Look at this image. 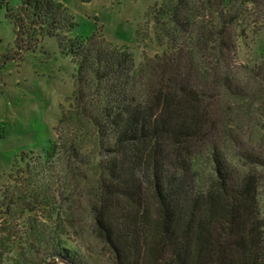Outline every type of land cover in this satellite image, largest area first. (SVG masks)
Returning a JSON list of instances; mask_svg holds the SVG:
<instances>
[{
	"label": "trees",
	"instance_id": "16d2710c",
	"mask_svg": "<svg viewBox=\"0 0 264 264\" xmlns=\"http://www.w3.org/2000/svg\"><path fill=\"white\" fill-rule=\"evenodd\" d=\"M7 9L19 51L52 37L72 58L75 112L68 117L88 127L98 146L89 174L68 171L76 196L86 198L97 246L84 245V255L72 239L69 227L80 219L63 215L69 200L60 187L59 235L42 264L57 256L102 264L93 252L105 264H264V155L248 145L239 158L262 172L247 166L237 178L227 153L243 132L252 142V134L264 138V60H236L243 23L255 16V28L264 29V0H166L154 19L168 48L140 66L99 34L69 37L74 23L61 3L20 0ZM57 149L54 141L45 148V167ZM71 152L77 160L78 150ZM202 157L216 174L197 169ZM48 197L42 189L34 199Z\"/></svg>",
	"mask_w": 264,
	"mask_h": 264
},
{
	"label": "rangeland",
	"instance_id": "374dc122",
	"mask_svg": "<svg viewBox=\"0 0 264 264\" xmlns=\"http://www.w3.org/2000/svg\"><path fill=\"white\" fill-rule=\"evenodd\" d=\"M52 1L61 3L74 23L68 29L69 37L86 41L99 34L131 52L136 66L168 48V40L154 19L155 10L166 0ZM19 4L20 0H0V264H42L43 252L53 248L59 235L55 195L60 187L65 188L64 198L69 200L63 215L80 219L79 225L76 221L75 227H69L72 239L77 240L84 255H90L85 249L87 244L92 248L97 246L86 198L76 196L69 183L74 179L68 171L78 167L89 174L98 146L96 136L88 127L75 116L68 117L75 112L77 69L72 58L61 53L57 40L52 37L44 38L28 50L17 48L7 6ZM254 18L243 23L246 31L238 38V65L253 66L264 60V29L255 28ZM248 134L238 135L227 151L229 168L237 178L247 166L256 168L250 165V160L238 156L248 145H255L264 155V138L252 134V142ZM51 141L57 144V154L45 167L41 157ZM260 144L263 151L258 149ZM71 147L78 150L77 160L72 156ZM28 163L30 172H26ZM208 164V159L202 157L197 169L203 170L206 176L209 172L216 174L211 167L207 168ZM256 169L262 172L261 168ZM260 179L264 215V174ZM42 189L49 194L44 202L34 199ZM80 231L83 238L78 236ZM91 254L97 262L105 264V259L95 252ZM47 264L71 263L57 256Z\"/></svg>",
	"mask_w": 264,
	"mask_h": 264
}]
</instances>
